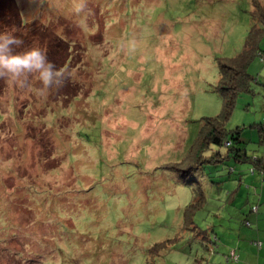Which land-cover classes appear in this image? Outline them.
<instances>
[{
	"label": "rangeland",
	"instance_id": "rangeland-1",
	"mask_svg": "<svg viewBox=\"0 0 264 264\" xmlns=\"http://www.w3.org/2000/svg\"><path fill=\"white\" fill-rule=\"evenodd\" d=\"M80 2L16 0L24 26L0 10L16 51L66 71L0 76V264H264V174L230 161L183 182L177 164L223 108L219 62L264 51V0ZM247 71L225 128L264 163V59Z\"/></svg>",
	"mask_w": 264,
	"mask_h": 264
},
{
	"label": "trees",
	"instance_id": "trees-1",
	"mask_svg": "<svg viewBox=\"0 0 264 264\" xmlns=\"http://www.w3.org/2000/svg\"><path fill=\"white\" fill-rule=\"evenodd\" d=\"M11 4L14 7L15 16L19 18L17 21L21 23L22 26L25 24L21 21L20 12L17 8L16 0H10ZM0 10L4 12L6 7V0H0ZM16 8V9H15ZM6 13V12H4ZM9 18V17H8ZM32 23V22H29ZM27 23V24H29ZM36 23V22H34ZM38 24V23H37ZM39 25V24H38ZM43 27L42 25H39ZM41 27L39 29H41ZM41 31L43 34L51 36L52 32L47 28H42ZM56 35V34H55ZM59 41H63L60 37L57 36ZM249 40L244 44V50L242 53L237 55L235 58H230L227 60L228 63L219 62V79L217 82V90L219 95L223 98V108L220 111V114L216 117H205V124L199 133L198 137L194 139L193 144L188 148V156L181 160V167L184 168L183 175H180L183 178V182L187 180V177L190 175H199L201 178L208 181L210 176H206L207 172L211 174V166L214 168L219 164H224L226 162H235V163H250L253 166L252 173L258 171L259 174H264V163L260 158L253 159L248 156L246 149L241 146L240 134L241 129L235 128V130H226L225 124L228 120L229 115L234 109V103L236 98L242 92L252 93V80L253 77L247 71V68L252 61V58L257 55L258 58L264 59V51L260 48H249ZM54 68H58L53 64ZM59 69V68H58ZM61 69V68H60ZM62 72H66L63 71ZM63 73L58 78L60 82L64 80ZM63 83V82H62ZM262 130V129H261ZM191 152V153H190ZM232 167L229 169V173L233 172ZM199 172V173H197ZM217 172V171H216ZM264 180V179H263ZM192 181H195V178H192ZM206 181V183H208ZM215 183L214 185H219L223 183ZM239 182H242L239 179ZM201 191L196 193V203L190 204L188 207L195 208L197 203L204 197L201 195ZM251 210L256 214L259 212L258 205L255 204L251 207ZM257 221L261 222L259 225L264 229V215L260 216V219ZM246 225L251 226V223L248 221ZM259 249L262 247L261 241L253 242ZM233 254V252L231 253ZM162 258V257H161ZM160 258V259H161Z\"/></svg>",
	"mask_w": 264,
	"mask_h": 264
},
{
	"label": "clouds",
	"instance_id": "clouds-1",
	"mask_svg": "<svg viewBox=\"0 0 264 264\" xmlns=\"http://www.w3.org/2000/svg\"><path fill=\"white\" fill-rule=\"evenodd\" d=\"M85 0H81L75 8V14L84 12ZM83 27H87L86 19ZM23 44V40L15 34V30L0 32V76L8 75L12 78H20L29 73H35L44 86L53 82L60 83L58 79L62 70L54 68L48 60L46 51L40 47H30L24 51H16V47Z\"/></svg>",
	"mask_w": 264,
	"mask_h": 264
}]
</instances>
